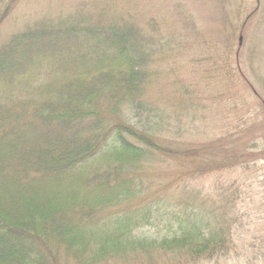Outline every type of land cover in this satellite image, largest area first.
<instances>
[{
	"label": "trees",
	"instance_id": "obj_1",
	"mask_svg": "<svg viewBox=\"0 0 264 264\" xmlns=\"http://www.w3.org/2000/svg\"><path fill=\"white\" fill-rule=\"evenodd\" d=\"M150 1L0 0V264H200L236 247L239 183L205 180L264 160V117L194 141L199 91L175 64L204 36L182 1ZM208 41L207 71L235 77L231 45Z\"/></svg>",
	"mask_w": 264,
	"mask_h": 264
},
{
	"label": "rangeland",
	"instance_id": "obj_2",
	"mask_svg": "<svg viewBox=\"0 0 264 264\" xmlns=\"http://www.w3.org/2000/svg\"><path fill=\"white\" fill-rule=\"evenodd\" d=\"M178 1L189 6L204 36L197 46L189 49L191 56H179L175 64L181 76L197 85V100L204 107L196 110L198 118L194 123L199 130L193 131L194 141L221 137L235 132L238 125L243 127L246 121L252 124L262 120L264 114L260 113L256 99L264 96V0H151L150 3L174 8ZM43 4H34L32 9H42ZM148 5V0H141L137 11L146 12ZM234 31L236 35L229 39ZM206 38L208 45H231L232 60L239 65L235 77L226 74L217 77L207 71L208 60L205 62L202 55ZM183 119L188 121L186 115ZM263 135L262 132L260 136ZM235 180L246 214L245 224L235 237L236 247L229 256L200 264H264V160L209 176L205 181L209 187L222 182L229 185Z\"/></svg>",
	"mask_w": 264,
	"mask_h": 264
}]
</instances>
